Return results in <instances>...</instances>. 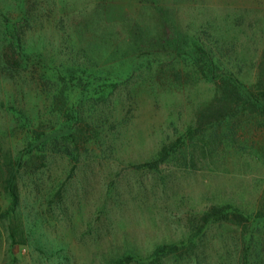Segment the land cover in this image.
Wrapping results in <instances>:
<instances>
[{
    "label": "rangeland",
    "instance_id": "1",
    "mask_svg": "<svg viewBox=\"0 0 264 264\" xmlns=\"http://www.w3.org/2000/svg\"><path fill=\"white\" fill-rule=\"evenodd\" d=\"M92 1L0 0V23L23 21L24 4V30L47 56L53 52L50 42L69 38L73 3ZM164 3L170 18L181 22V40L201 27V36L207 32L215 42L223 37L227 42L219 44L222 54L216 57H227L224 66L244 88L253 85L264 52V0ZM156 20L150 14L143 18V37L153 42L145 51L128 49L124 36L107 38L112 45L121 42L116 56L131 62L113 68L107 60L110 51L98 50V67L112 74L130 72L112 93L104 83L115 78L104 72L84 78L71 93V101L86 98L81 108L94 112L104 137L102 129L91 128L88 138L96 143L77 162L65 153L71 144L59 139L40 149L47 153L44 167L36 170L23 163L17 178L20 214L0 216V264H111L124 256L133 257L124 264H242L244 257L247 264H264V218L245 231L215 220L198 229L201 213L213 205L231 204L245 215L262 206L264 113L247 111L232 124L207 128L192 139L184 136L196 111L214 95L215 85L204 54L198 53L201 59L195 65L188 46L172 52V43L154 36ZM147 32L150 37L144 36ZM148 50L154 55L136 58ZM216 57L220 71L223 65ZM46 65L44 58H31L11 78H0V99L13 101L12 109L0 105L1 214L9 206L3 187L7 168L27 149L31 120L42 131L60 129L56 110L67 111L71 102L58 95L59 89H67L68 78H51ZM163 146L168 155L159 160ZM62 182L63 197L55 202L51 194ZM19 219L22 226L14 227ZM165 245L172 249L155 252Z\"/></svg>",
    "mask_w": 264,
    "mask_h": 264
},
{
    "label": "trees",
    "instance_id": "2",
    "mask_svg": "<svg viewBox=\"0 0 264 264\" xmlns=\"http://www.w3.org/2000/svg\"><path fill=\"white\" fill-rule=\"evenodd\" d=\"M124 1L94 0L80 6L73 3V29L69 30V38L65 37L58 42H50L49 45H52L51 51L53 52H50L47 56H44L43 51H39L38 43L33 39L32 34L25 32L24 26L27 23L25 17L26 9L24 4H21L23 7L21 19L23 21L13 20L7 25L0 23V78H11L24 61H28L31 58H44L46 66H48L46 69L48 68L47 71L51 78L58 81L60 78H68L66 80L68 83L67 89L58 90L59 97L64 99L65 103L71 101V93L81 87L80 82L84 78H96L98 72H104L105 75L107 73L109 76L113 75L106 78H115L114 81H110L109 84H107L108 82L104 83L107 90L112 93L114 85L122 82L121 78L124 76L128 75L129 77L130 72L125 74V71L119 70L114 71L112 74L104 71L102 65L100 67L97 66V52L102 50V47L110 51L107 60L113 64V68L117 64L123 65L125 62H131L129 57L116 56V49H118L121 42L112 45L107 38L111 40L114 38L115 33V35L125 37L124 40L128 41V49H134L131 51L141 52L147 50L148 45L150 47L153 42L143 37V32L144 30L146 31L143 18L146 14H150L157 18L155 30L158 35L154 36L165 43H172L175 46V48H172V52H175V49L179 50V52L184 51L185 45L188 46L191 50V55L193 53L195 55L192 58V62L195 65H198V61L201 59L198 53L204 54L203 57L206 59L204 63L208 65L206 69L215 85L214 95L196 111L193 123L184 129V136L192 139V137L207 128H213L226 122L232 124L234 120L247 111L257 112L260 110V113H264V52L257 64L255 82L251 87L244 88L239 79L227 69L226 65L224 66V64H227L224 63V59L227 57L224 54L221 57H216L217 54H222L217 49L219 44L227 42L223 37L217 38L216 42L212 41L210 36H205L207 32H204V35L201 36V29H204V27H201L195 30L189 38L186 37L181 40L180 31L177 28L181 27V22L179 19H175V22L177 21L175 24L170 18L168 11L171 9L165 5L164 0ZM144 36L150 37L148 32ZM42 47H45V45H42ZM144 55L152 56L154 52L148 50V52H142L138 56L136 54V58ZM214 57L223 65L222 70L218 71L220 67L219 64H215ZM199 68L203 70L204 67L200 66ZM85 100L86 98L83 97L76 98L70 102L67 111H64V109L62 111L56 110L57 113L55 115L60 129L57 127L56 129L54 128L55 130L42 131L38 124L31 120V125L33 126L28 129V133H32V135L29 136L25 146L27 149L24 151L20 150L7 168V176L3 187L9 198V206L2 214L0 213L1 217L14 218L18 217V213L20 214L18 207L20 208L22 203L17 184L18 174L24 162L26 164L30 163L36 170L45 166L47 153L40 152V149L48 141L66 139L72 148L65 151V153L74 159V162H77L82 155L88 153V147L96 143V140H89L90 138H88L91 128L102 129L100 132L103 131L104 137L106 131L98 123L99 120L93 115L94 112L92 110H82L81 107ZM10 102L13 101L8 100L6 102L0 99L1 106L11 107L12 109ZM93 133H98V130L95 129ZM167 149L166 146L161 148L159 160H163L168 155ZM63 191L64 182H62L60 188L58 187L51 194V197L55 198V202L58 201L56 200L58 197L61 200ZM262 201V206L251 215H245L231 204L213 205L201 213L198 229L215 220L230 222L245 231L252 221L264 218V198ZM16 226H22L21 219L14 222V227ZM9 228L8 235L13 239L14 232L10 224ZM171 249V245H165L159 247L155 252H168ZM132 259L133 257L130 256L115 258L111 260V264H124ZM242 264H247L245 257Z\"/></svg>",
    "mask_w": 264,
    "mask_h": 264
}]
</instances>
